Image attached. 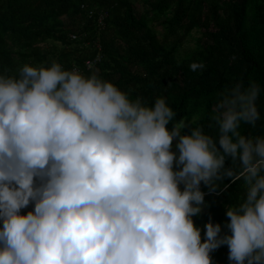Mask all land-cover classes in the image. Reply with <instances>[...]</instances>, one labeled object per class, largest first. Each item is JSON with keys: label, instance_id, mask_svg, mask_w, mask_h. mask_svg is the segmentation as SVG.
Wrapping results in <instances>:
<instances>
[{"label": "clouds", "instance_id": "clouds-1", "mask_svg": "<svg viewBox=\"0 0 264 264\" xmlns=\"http://www.w3.org/2000/svg\"><path fill=\"white\" fill-rule=\"evenodd\" d=\"M261 91L222 94L213 135L97 72L56 60L0 72V264H213L225 244L231 264H264V135L240 131L261 118ZM229 177L245 198L226 205L227 233L209 220L203 238L201 185Z\"/></svg>", "mask_w": 264, "mask_h": 264}, {"label": "trees", "instance_id": "trees-1", "mask_svg": "<svg viewBox=\"0 0 264 264\" xmlns=\"http://www.w3.org/2000/svg\"><path fill=\"white\" fill-rule=\"evenodd\" d=\"M101 13L106 14L102 22ZM195 31L200 33L195 46L179 58ZM97 56L88 69L86 61ZM53 60L88 75L97 72L133 99L151 104L165 96L177 119L198 117L193 126L213 135L221 95L241 81L255 82L262 89L261 118L255 125L242 124L240 131L264 135V0H0V72L18 76L25 63ZM193 62L204 68L193 71ZM189 130L190 125L184 132ZM201 187L206 203L194 220L202 237L209 220L227 233L226 205L245 198L243 179L225 178L215 192ZM228 254L226 244L213 250V264H231Z\"/></svg>", "mask_w": 264, "mask_h": 264}, {"label": "rangeland", "instance_id": "rangeland-1", "mask_svg": "<svg viewBox=\"0 0 264 264\" xmlns=\"http://www.w3.org/2000/svg\"><path fill=\"white\" fill-rule=\"evenodd\" d=\"M199 35H200V33L195 31L189 38H187L185 40V43L183 44L182 48L179 51V58L185 57L186 53L189 52L191 50V48H193L195 46L196 37H198ZM87 46H88L87 47V49H88L89 44Z\"/></svg>", "mask_w": 264, "mask_h": 264}, {"label": "built area", "instance_id": "built-area-1", "mask_svg": "<svg viewBox=\"0 0 264 264\" xmlns=\"http://www.w3.org/2000/svg\"><path fill=\"white\" fill-rule=\"evenodd\" d=\"M82 7H84V5H82ZM92 13V11L90 12V14ZM106 14H100V18H99V20L102 22L103 21V18H104V16H105ZM73 37H75V36H73ZM100 60V57L99 56H97L95 59H89V60H87L86 61V66H87V68L88 69H91V68H93L95 65H96V63H97V61H99ZM77 69V68H76Z\"/></svg>", "mask_w": 264, "mask_h": 264}, {"label": "bare ground", "instance_id": "bare-ground-1", "mask_svg": "<svg viewBox=\"0 0 264 264\" xmlns=\"http://www.w3.org/2000/svg\"><path fill=\"white\" fill-rule=\"evenodd\" d=\"M73 36H75V35H73ZM75 38V37H74Z\"/></svg>", "mask_w": 264, "mask_h": 264}]
</instances>
